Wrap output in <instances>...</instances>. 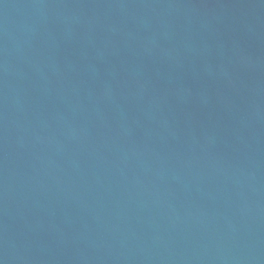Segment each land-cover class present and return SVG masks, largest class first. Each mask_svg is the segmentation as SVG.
<instances>
[{
	"label": "water",
	"instance_id": "obj_1",
	"mask_svg": "<svg viewBox=\"0 0 264 264\" xmlns=\"http://www.w3.org/2000/svg\"><path fill=\"white\" fill-rule=\"evenodd\" d=\"M0 264H264V0H0Z\"/></svg>",
	"mask_w": 264,
	"mask_h": 264
}]
</instances>
